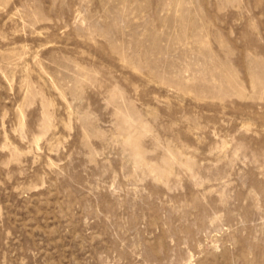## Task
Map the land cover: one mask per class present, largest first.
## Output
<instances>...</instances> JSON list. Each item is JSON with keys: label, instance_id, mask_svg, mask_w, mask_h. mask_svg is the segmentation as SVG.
I'll use <instances>...</instances> for the list:
<instances>
[{"label": "rangeland", "instance_id": "1", "mask_svg": "<svg viewBox=\"0 0 264 264\" xmlns=\"http://www.w3.org/2000/svg\"><path fill=\"white\" fill-rule=\"evenodd\" d=\"M0 264H264V0H0Z\"/></svg>", "mask_w": 264, "mask_h": 264}]
</instances>
